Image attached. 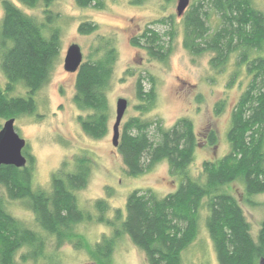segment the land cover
<instances>
[{
  "label": "trees",
  "instance_id": "trees-1",
  "mask_svg": "<svg viewBox=\"0 0 264 264\" xmlns=\"http://www.w3.org/2000/svg\"><path fill=\"white\" fill-rule=\"evenodd\" d=\"M19 1L29 7L41 2L46 22L40 23L10 0L0 1V69L6 79L0 85V128L7 118L36 113L34 94L48 80L60 52V30L52 25L56 16L47 8L53 0ZM75 1L83 7L92 3L94 7L103 6L102 0ZM129 1L139 5L144 0ZM159 21L165 23L167 17ZM180 21L183 47L193 55L210 53L212 69L222 70L235 54L236 70L228 84L234 82L242 66L249 76L246 88L230 111L226 134L229 151L204 160L200 177L193 178L188 166L198 142L189 119L180 118L169 128L158 123V139L154 140L149 130L152 121L129 117L116 146L127 173L140 175L165 160L179 183L162 196L150 188L133 189L126 196L124 208L114 209L113 217L108 218L109 206L103 198L93 204L95 215L78 205L76 192L87 184L90 175L88 156H75L71 166L70 161H63L52 172L49 189H44L33 187V158L22 150L27 164H1L0 185L8 199L27 202L38 229L10 214L0 198V264L39 260L57 264L54 255L47 253L50 238L54 253L69 243L75 249H83L96 264H113L115 242L122 235H127L144 252L148 264H183L182 252L196 238L202 216L217 264H263L264 219L254 238L242 206L226 186L240 182L249 204L253 203L251 196L264 193V13L253 0H192ZM168 23V33L173 38V14L168 16ZM95 29L96 25L88 21L77 28L82 34ZM132 44L142 46L154 59L164 60L168 56L169 46L152 28L147 27ZM115 60L114 48L107 45L99 55L82 60L74 72L73 101L87 112L78 121L83 131L95 139L108 132L111 113L107 89ZM18 85L25 88L23 95L13 93ZM136 96V107L141 111H147L155 102V90H145L141 76L136 81ZM225 105V100L218 101L215 113L223 112ZM206 143H217L215 131H208ZM93 219L107 225L110 233L89 243L76 228ZM18 252L20 261L16 259Z\"/></svg>",
  "mask_w": 264,
  "mask_h": 264
},
{
  "label": "rangeland",
  "instance_id": "rangeland-1",
  "mask_svg": "<svg viewBox=\"0 0 264 264\" xmlns=\"http://www.w3.org/2000/svg\"><path fill=\"white\" fill-rule=\"evenodd\" d=\"M10 1L40 23L46 22L45 7L41 2L29 7L19 0ZM102 2L101 7H94L93 3L83 7L75 0H53L47 7L56 16L52 25L60 30V52L48 80L34 94L36 113L16 117L14 125L17 133L26 141L23 151L33 158L34 188L49 189L51 174L60 168L63 161H70L71 166L75 156L86 155L91 160V169L87 184L76 192L78 205L95 215L93 204L97 199L103 198L109 206L106 217L112 218L113 210L124 208L126 196L133 189L150 188L162 196L174 190L179 183L178 178L170 173L165 160L157 162L140 175L131 176L127 173L120 153L112 144L117 99L123 97L127 100L119 126L120 133L123 123L131 116L152 121L149 130L154 140L158 139L155 129L158 123L163 128H169L180 118L189 119L193 123L198 145L188 166V173L193 178H198L202 173L204 160L221 157L229 151L226 134L230 111L246 88L249 76L242 66L234 82L228 84L236 70L235 54L230 56L222 70L216 71L210 67V53L193 55L183 47L180 16L176 14L177 0H144L139 5L132 4L129 0ZM253 2L264 13V0ZM2 14L3 8L0 4V19ZM170 14L174 15L173 38L168 33L171 28L168 23ZM166 17L165 23L159 21ZM84 21L92 22L96 29L88 34L79 33L78 25ZM147 27L156 30L164 45L169 46L168 56L164 60L154 59L142 46L132 44V40L141 36ZM74 43L80 47L83 61H87L92 54L99 55L107 45L112 46L116 52L107 89L111 113L108 132L99 139L92 138L81 128L78 117L85 116L87 112L73 101L75 73L63 68L66 50ZM97 48L99 51L96 52ZM139 76L143 78L145 90L152 87L156 94L155 102L147 111L136 107L139 104L136 96V81ZM5 81L0 69V85L3 86ZM25 91L24 87L18 85L13 93L23 95ZM221 100H225L226 105L223 112L217 115L215 105ZM209 130L216 134L217 143L213 146L206 143ZM226 190L239 201L250 224V232L255 238L260 221L264 219V193L251 196L253 203L249 204L245 201L240 182L226 186ZM0 198L10 214L25 225L38 229L34 213L26 201L8 199L1 185ZM76 229L89 243H94L102 235L110 233L107 225L95 219L80 223ZM52 241L50 238L47 253L54 255L57 264H96L83 249H75L69 243H65L55 253L52 252ZM19 253L16 254L18 261ZM182 261L183 264H217L203 216L196 238L182 252ZM112 262L148 264L144 252L127 235L116 240ZM27 264H46V260L28 261Z\"/></svg>",
  "mask_w": 264,
  "mask_h": 264
},
{
  "label": "water",
  "instance_id": "water-1",
  "mask_svg": "<svg viewBox=\"0 0 264 264\" xmlns=\"http://www.w3.org/2000/svg\"><path fill=\"white\" fill-rule=\"evenodd\" d=\"M190 0H177L176 14L181 16ZM82 62V52L78 44H71L65 53L63 68L68 72H75ZM127 107V100L119 97L115 105V120L112 125V144L117 146L119 140V126ZM15 118H7L0 128V165H13L23 167L27 159L22 150L26 145L24 138L20 137L14 125Z\"/></svg>",
  "mask_w": 264,
  "mask_h": 264
}]
</instances>
